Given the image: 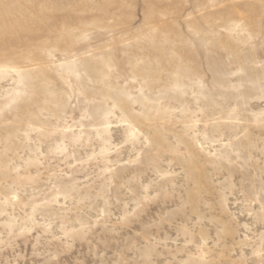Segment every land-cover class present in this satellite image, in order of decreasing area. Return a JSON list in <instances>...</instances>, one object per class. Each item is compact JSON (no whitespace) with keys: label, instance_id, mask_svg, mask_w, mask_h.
Instances as JSON below:
<instances>
[{"label":"rangeland","instance_id":"1","mask_svg":"<svg viewBox=\"0 0 264 264\" xmlns=\"http://www.w3.org/2000/svg\"><path fill=\"white\" fill-rule=\"evenodd\" d=\"M0 264H264V0H0Z\"/></svg>","mask_w":264,"mask_h":264},{"label":"bare ground","instance_id":"2","mask_svg":"<svg viewBox=\"0 0 264 264\" xmlns=\"http://www.w3.org/2000/svg\"><path fill=\"white\" fill-rule=\"evenodd\" d=\"M13 68V67H12ZM16 69V68H15Z\"/></svg>","mask_w":264,"mask_h":264}]
</instances>
